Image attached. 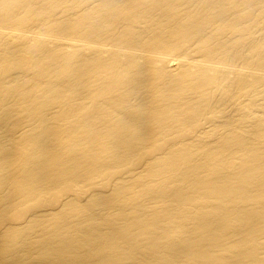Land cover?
<instances>
[{"label": "bare ground", "instance_id": "1", "mask_svg": "<svg viewBox=\"0 0 264 264\" xmlns=\"http://www.w3.org/2000/svg\"><path fill=\"white\" fill-rule=\"evenodd\" d=\"M0 264H264V0H0Z\"/></svg>", "mask_w": 264, "mask_h": 264}]
</instances>
